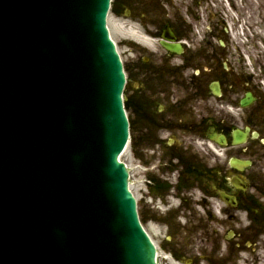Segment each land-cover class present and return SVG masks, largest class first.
<instances>
[{"label": "water", "instance_id": "obj_1", "mask_svg": "<svg viewBox=\"0 0 264 264\" xmlns=\"http://www.w3.org/2000/svg\"><path fill=\"white\" fill-rule=\"evenodd\" d=\"M110 0H0V264H158L119 156Z\"/></svg>", "mask_w": 264, "mask_h": 264}, {"label": "flooded vegetation", "instance_id": "obj_2", "mask_svg": "<svg viewBox=\"0 0 264 264\" xmlns=\"http://www.w3.org/2000/svg\"><path fill=\"white\" fill-rule=\"evenodd\" d=\"M262 2L115 0L139 36L126 109L142 219L183 264H264V91L238 36L264 26Z\"/></svg>", "mask_w": 264, "mask_h": 264}, {"label": "rangeland", "instance_id": "obj_3", "mask_svg": "<svg viewBox=\"0 0 264 264\" xmlns=\"http://www.w3.org/2000/svg\"><path fill=\"white\" fill-rule=\"evenodd\" d=\"M109 28H110L112 37L114 38L116 43H118V49H119V52L122 56V59L125 62V64H127V62L130 61L131 56H130L129 50L127 49V46L124 42L126 41V39L130 35L129 27L126 25L125 22L117 20L112 14L111 19H110ZM262 34L264 37V28L262 30ZM240 48L242 51H245V49L242 47V45H240ZM247 52H249V53L251 52L250 55L253 58V61H252L253 64H254V61L257 60L259 74L262 75V77L264 79V75H263L264 74V43L263 44H256V45L251 44L249 46V48L247 49ZM253 53H255L256 55L253 56L252 55ZM250 68L254 69V65L251 66ZM123 160L126 161L131 166V164H130L131 160H130L128 153L123 157ZM133 191L136 193L139 200H141L143 195H145V193H146V190L142 186H137V185L133 188ZM140 208L142 211L144 208L142 206V204H140ZM148 226H149L148 229H150V232L153 235L154 240L156 241V243L158 245H160L161 242L163 241V238H164L163 231L161 229H159L157 226H155L154 224H149ZM162 262H163V260H162Z\"/></svg>", "mask_w": 264, "mask_h": 264}]
</instances>
